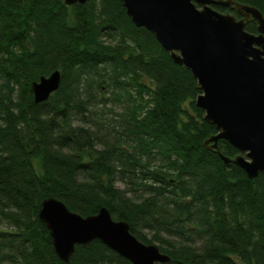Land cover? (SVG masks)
I'll return each instance as SVG.
<instances>
[{"label": "trees", "instance_id": "1", "mask_svg": "<svg viewBox=\"0 0 264 264\" xmlns=\"http://www.w3.org/2000/svg\"><path fill=\"white\" fill-rule=\"evenodd\" d=\"M56 70L37 103L33 82ZM199 94L121 0H0V263L133 264L100 240L62 261L39 216L54 197L84 217L108 208L166 264H264V173L226 140L208 148Z\"/></svg>", "mask_w": 264, "mask_h": 264}, {"label": "water", "instance_id": "2", "mask_svg": "<svg viewBox=\"0 0 264 264\" xmlns=\"http://www.w3.org/2000/svg\"><path fill=\"white\" fill-rule=\"evenodd\" d=\"M86 2L65 0L66 5ZM121 2L132 21L151 31L173 60L188 68L197 80L201 94L196 104L217 130L205 141L208 148L219 150V140H226L239 152L234 163L250 178L264 173V13L235 0ZM213 5L233 10L240 18ZM251 19L257 22V33L246 30ZM60 83L59 70L33 82L35 101L48 100ZM222 157L225 162L231 160ZM39 216L50 231L57 255L66 263L77 245L93 240H100L133 264H166L171 260L155 244L139 240L128 222L115 220L106 207L84 217L49 197L42 202Z\"/></svg>", "mask_w": 264, "mask_h": 264}]
</instances>
